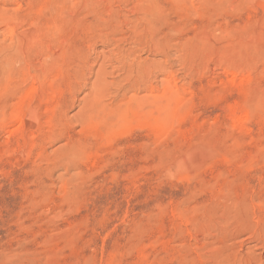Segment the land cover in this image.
Returning a JSON list of instances; mask_svg holds the SVG:
<instances>
[{
    "label": "rangeland",
    "instance_id": "1",
    "mask_svg": "<svg viewBox=\"0 0 264 264\" xmlns=\"http://www.w3.org/2000/svg\"><path fill=\"white\" fill-rule=\"evenodd\" d=\"M0 264H264V0H0Z\"/></svg>",
    "mask_w": 264,
    "mask_h": 264
}]
</instances>
